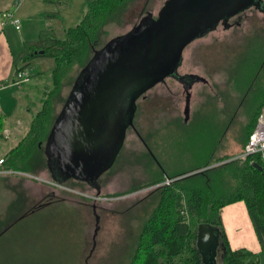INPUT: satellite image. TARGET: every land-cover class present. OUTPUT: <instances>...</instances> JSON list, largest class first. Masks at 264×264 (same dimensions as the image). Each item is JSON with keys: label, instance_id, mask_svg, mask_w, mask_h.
I'll list each match as a JSON object with an SVG mask.
<instances>
[{"label": "rangeland", "instance_id": "obj_1", "mask_svg": "<svg viewBox=\"0 0 264 264\" xmlns=\"http://www.w3.org/2000/svg\"><path fill=\"white\" fill-rule=\"evenodd\" d=\"M90 1H37V5L31 3L37 9L23 7V10L29 13L58 11L61 18L52 19L50 28L62 39L65 30L80 20ZM164 1L130 0L103 25L105 32L101 34L99 46L125 33L145 11L155 15ZM243 13L240 25L226 30L219 25L183 49L178 73H197L206 79L205 84L195 83L190 88V120L187 124L183 122L182 114L185 95L172 78H164L137 99L134 123L152 153L142 156L141 143L128 129L123 143L126 151L120 158L121 161L124 156L136 159L140 164H132V168L125 166L124 170L113 167L98 180L97 188L74 180L58 184L44 167L35 173L3 168L4 172H0V264H128L141 226L152 208L153 200L150 201L147 195L158 184L183 178L184 173L194 170L190 168L209 157L220 160L244 155L248 136L258 118H254L246 137L252 113L249 99L252 91L264 88V62L259 69L253 63V55L259 56L255 49H259L260 56L264 55V16L253 8ZM38 26L42 25L35 20L26 22L24 30L33 34V28ZM244 58L255 68L247 69L246 62L243 68L239 67ZM33 62L26 68L28 75L35 69L40 73L19 85L22 89L28 88L31 102L39 98L44 87L50 86L47 70L52 65V60L47 58ZM78 70L76 65L68 70L60 94L53 98L54 116ZM238 71L243 74L239 79ZM253 74L256 75L255 82H250L253 87L248 89L249 93H244L241 84ZM21 90L17 92L19 97H22ZM39 106L40 102H37L31 110L36 113ZM263 107L258 115H264ZM23 118L26 123L21 133H5L10 143L3 144L4 150L26 134L29 113ZM52 124L51 121L46 133ZM113 171L119 173L113 175ZM181 171L184 173L179 174ZM157 175L163 180L153 183ZM219 254L220 250L216 264H221Z\"/></svg>", "mask_w": 264, "mask_h": 264}, {"label": "trees", "instance_id": "obj_2", "mask_svg": "<svg viewBox=\"0 0 264 264\" xmlns=\"http://www.w3.org/2000/svg\"><path fill=\"white\" fill-rule=\"evenodd\" d=\"M129 1L91 0L77 24L65 30L64 38H57L53 29L49 28L40 30L35 40L22 43L21 51L12 59L10 80H13L18 71L26 70L34 60L47 58L52 60V65L47 70L50 86L41 91L40 106L32 115L26 134L2 157L0 169L35 173L37 169L46 168L42 142L48 126L56 116L52 110L53 98L60 94L68 70L76 65L78 74L95 50L103 45L99 46L101 34L105 32L103 25L110 22ZM46 17L61 18L58 11L48 12ZM257 54L260 56V53ZM259 56L257 58L256 54L253 55V63L258 65V69L264 62V55L260 58ZM245 62L247 69L255 68L246 58L239 67L243 68ZM33 64L35 65L34 62ZM39 73L35 69L28 76ZM236 74L238 79L243 76L241 71ZM253 75L241 84L244 93H249L248 89L253 87L250 83L252 80L255 82L256 75ZM69 90L63 96L61 106ZM252 93V97L249 96L252 113L249 116L246 137L253 127L254 118L264 106V88ZM0 139H3L1 135ZM254 162L260 168L253 166ZM212 163L216 164L210 166ZM205 166L210 167L177 180L169 178V182L158 184L147 195L150 201L153 200L152 208L141 226L128 264H201L195 248V238L197 224L204 222L220 229L224 248L221 264H260L258 253L245 248L231 249L228 246L222 231L219 210L224 205L242 201L246 210L254 214L257 223L264 225V160L257 154H240L220 160L209 157L190 169L197 170ZM183 173L181 171L179 174ZM162 180V176L157 175L152 182L160 183ZM67 181L57 183L64 185Z\"/></svg>", "mask_w": 264, "mask_h": 264}, {"label": "water", "instance_id": "obj_3", "mask_svg": "<svg viewBox=\"0 0 264 264\" xmlns=\"http://www.w3.org/2000/svg\"><path fill=\"white\" fill-rule=\"evenodd\" d=\"M252 7L264 13L261 0H165L155 18L148 14L107 40L77 74L45 136L49 176L59 183L70 178L94 182L114 161L136 99L176 74L187 44ZM195 248L201 264H216L218 249L220 258L224 250L220 229L197 224Z\"/></svg>", "mask_w": 264, "mask_h": 264}, {"label": "crops", "instance_id": "obj_4", "mask_svg": "<svg viewBox=\"0 0 264 264\" xmlns=\"http://www.w3.org/2000/svg\"><path fill=\"white\" fill-rule=\"evenodd\" d=\"M37 1L53 2L51 0H0V12L12 10L19 19L18 30H15L10 25L5 27L0 26V83H7L10 80L12 76V59L21 51L22 43L24 41L35 40L38 32L42 29H49L51 27V20L56 19L46 17L47 13L51 11L36 10L29 13L23 10V7L27 10L37 9V6L31 5L33 2L37 5ZM58 2L61 3V1ZM34 20L38 24L41 23L42 26H38L35 30L33 28V34H29L28 30H24L25 23ZM19 87L13 89L5 86L0 89V135L3 138L0 139L1 158L16 144L8 146L4 150L2 148L3 144L10 143L8 138L6 140L5 137L7 135L5 136V133H21L20 130L26 123L23 118L25 113H29L31 119V116L34 114L31 108L35 103L38 102L39 104V98L41 97L40 92L39 98L31 102L27 94L28 88L22 89L23 86ZM20 90L22 97H19L17 94ZM219 218L228 246L231 249L245 248L258 253L260 255V264H264V225L257 223L254 214L246 210L244 203L236 201L224 205L219 210Z\"/></svg>", "mask_w": 264, "mask_h": 264}, {"label": "flooded vegetation", "instance_id": "obj_5", "mask_svg": "<svg viewBox=\"0 0 264 264\" xmlns=\"http://www.w3.org/2000/svg\"><path fill=\"white\" fill-rule=\"evenodd\" d=\"M262 1V3H263V5H264V0H261ZM253 8V7H252ZM160 9V8H159ZM158 9V10H159ZM254 9V8H253ZM254 10H256L257 12H260L263 16H264V13L263 12H261V11H259V10H257V9H254ZM158 12V11H157ZM148 14H150L151 15V18H155V16H156V14L155 15H153L152 13H150V12H147V11H145L144 12V14H142V15H140L139 16V18H138V20L134 23V24H132L131 25V27L133 26V25H135L136 23H138L139 22V20H141L143 17H145V16H147ZM242 16H244V13H240V14H238V15H236V16H233V17H230V18H227L225 21H223V22H220L219 24H217L216 26H214L212 29H210V30H208V31H206L204 34H202V35H200V37H198V38H201V37H203V36H206V35H208L211 31H214L219 25L222 27V29H230V28H232L233 26H238V25H240V20H241V17ZM130 27V28H131ZM129 30V29H128ZM116 36H119V35H116ZM197 39V38H196ZM106 42V41H105ZM104 42V43H105ZM103 43V44H104ZM103 46V45H102ZM101 47V46H100ZM99 47V48H100ZM258 51H259V49H256V53H258ZM181 61H182V56H181ZM181 65V62L179 63V65H178V67ZM178 67L176 68V74L173 76V77H170V78H172L175 82H177L180 86H181V88H182V90H183V92H184V95H185V97H184V104H183V108H182V114H183V122L184 123H188L189 122V100H190V88L192 87V85L193 84H195V83H202V84H205V82H206V79L205 78H203L202 76H200V75H198L197 73H191V72H186V73H178ZM261 67V66H260ZM165 78H167V77H165ZM178 78H184V79H182V80H179ZM189 79H192V80H189ZM163 80H164V78H163ZM162 80V81H163ZM188 80L190 81V82H188ZM186 81V82H185ZM161 82V81H160ZM159 83V82H158ZM187 83H189V84H187ZM142 96H140V97H138V98H141ZM137 98V99H138ZM137 99H136V101H137ZM136 101H135V107H134V112H133V117H132V120H131V125H127V127H126V129H125V135H126V131L129 129L132 133H134V136L136 137V139L139 141V143H141V145H142V149H144V152H142L141 154H142V156H143V154H145V153H148V155L150 156L151 155V150H150V146L147 144V142H146V140H145V138L142 136V134L140 133V129H137L136 128V123H134V118H135V115H136V111H137V104H136ZM198 111H196L195 112V114L197 113ZM140 128V127H139ZM125 135H124V139H125ZM124 139H123V142H122V144H121V146H120V148H119V150H118V152H117V154H116V156H115V158H114V161L112 162V164H111V166L107 169V170H105L104 172H102L100 175H98L95 179H94V182H86V183H88V184H91V183H95L96 185H97V187L99 186V183H98V180L102 177V175H104V174H106V173H108L113 167H116L117 166V169L119 168V169H121V170H124L125 169V166H129L130 168H132L135 164H140L136 159L134 160V159H128V158H126V156H124V159L121 161V156H122V154L124 153V151H126V149H123V143H124ZM134 149H132L131 151H133ZM128 153L130 152V151H127ZM146 161V160H145ZM132 164H134V165H132ZM149 164H150V162H149ZM195 166V165H194ZM147 168V167H146ZM148 170H149V173H151L150 172V170H151V168H148ZM46 171H47V169H46ZM115 171V170H114ZM113 171V175H117L118 173H119V171H117V172H114ZM152 171V170H151ZM47 173L49 174V172L47 171ZM67 180H74V181H76V179H73V178H70V179H65V181H67ZM101 180V179H100ZM219 250V249H218Z\"/></svg>", "mask_w": 264, "mask_h": 264}, {"label": "built area", "instance_id": "obj_6", "mask_svg": "<svg viewBox=\"0 0 264 264\" xmlns=\"http://www.w3.org/2000/svg\"><path fill=\"white\" fill-rule=\"evenodd\" d=\"M12 26L15 30L19 29V19L15 16L12 10H4L0 12V26ZM28 73L26 70L18 71L13 80L7 81V83H0V89L5 86L13 85L19 86L23 82L28 80ZM257 122L253 131L249 134L247 142L244 147L243 154H257L261 160H264V115L263 113L257 116ZM2 158H0V164L2 163ZM0 172H4L0 169Z\"/></svg>", "mask_w": 264, "mask_h": 264}]
</instances>
